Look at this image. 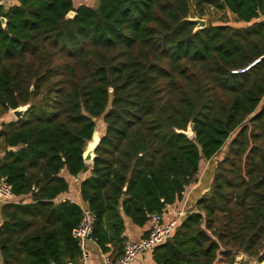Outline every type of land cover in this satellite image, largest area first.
Masks as SVG:
<instances>
[{
    "label": "trees",
    "instance_id": "16d2710c",
    "mask_svg": "<svg viewBox=\"0 0 264 264\" xmlns=\"http://www.w3.org/2000/svg\"><path fill=\"white\" fill-rule=\"evenodd\" d=\"M209 7L223 19L194 30ZM27 104L0 131V180L31 197L1 206V264L78 262L80 207L56 198L100 117L79 191L102 252L119 257L124 217L142 227L180 201L226 146L152 259L264 264V0L0 1V116Z\"/></svg>",
    "mask_w": 264,
    "mask_h": 264
},
{
    "label": "built area",
    "instance_id": "2783aa9c",
    "mask_svg": "<svg viewBox=\"0 0 264 264\" xmlns=\"http://www.w3.org/2000/svg\"><path fill=\"white\" fill-rule=\"evenodd\" d=\"M3 2H8L9 0H0ZM245 67L244 69H247ZM240 70H233L236 73ZM14 194L11 191V187L4 181L0 180V201L13 202ZM81 210V220L79 224L73 228L72 234L78 240V246L80 250V257L78 264H88L89 251L87 249V241L91 239L90 235L93 230V225L95 222V216L87 205L80 206ZM184 209H178L176 215L169 220L163 219L162 213H154L150 217V227L148 233L145 237L137 240H127L124 243V248L122 254L115 260L105 259L104 264H130L139 255L152 251L156 246L163 243L168 239L172 233L175 231L178 225L179 219L185 214Z\"/></svg>",
    "mask_w": 264,
    "mask_h": 264
},
{
    "label": "crops",
    "instance_id": "0c3cea01",
    "mask_svg": "<svg viewBox=\"0 0 264 264\" xmlns=\"http://www.w3.org/2000/svg\"><path fill=\"white\" fill-rule=\"evenodd\" d=\"M0 154H2V152H0ZM211 172H212V168H211ZM88 175L89 172H84L81 173L79 177H77V176H71L66 172H64L63 176L66 178L69 184V188L66 192L60 194L56 198V201L69 200L71 202L77 203L80 206L86 205L80 197L79 186L81 180L87 177ZM205 188L206 187H203L202 181L200 179H198L196 183L187 187L185 189V192L183 193V198L180 201H176L172 205L167 206V208L162 212L163 219L164 220L171 219L173 216L176 215L178 209L186 210L187 208H189L192 204H194L195 200L202 195ZM12 200L13 202H19V201L30 202L31 197L30 194L21 195L18 197L14 196ZM3 203H4L3 201H0V209ZM0 220H1V215H0ZM124 225H125V230L123 234L126 236V239L137 240L147 235L150 227V221H148L144 226L140 227L133 224L128 217H124ZM86 245L89 251L88 264H104L105 259L113 260L110 257V252H106V253L102 252L100 247L97 245V243L94 240L89 239ZM0 262H1V258H0ZM78 263L79 260L76 264ZM130 264H155V262L152 259V251L139 255Z\"/></svg>",
    "mask_w": 264,
    "mask_h": 264
},
{
    "label": "rangeland",
    "instance_id": "374dc122",
    "mask_svg": "<svg viewBox=\"0 0 264 264\" xmlns=\"http://www.w3.org/2000/svg\"><path fill=\"white\" fill-rule=\"evenodd\" d=\"M12 1L13 0H9V2H12ZM96 3H97V0H74L75 6H78L79 4H87L90 6H94L96 5ZM223 17L224 16L221 14V12H218L217 10L209 7L205 9V15L202 17V19H204L206 22L209 21L212 23H219V21H221ZM228 20L230 21L231 24L239 25V23L233 22V20H231V17H229ZM39 101L40 100L37 99L34 102L33 108L36 110H39L38 109ZM42 111L45 112V110H42ZM14 120H16V117L13 114L12 110L8 111L6 114L1 115L0 116V131L5 130V128H8L7 127L8 123H13ZM2 123H5V124L2 126ZM96 130L98 131L99 136H101L105 130V123L103 122L101 117L96 119ZM1 143H2V140L0 138V148H1ZM225 150H226V146H224L222 150L219 151L218 154L212 160L201 161L200 169L198 172V179L202 181L203 187L209 186L210 179H211V168L214 165V161H216L220 156H222ZM216 264H225V263L218 261ZM230 264H261V263H256L253 259L239 252L234 255V260Z\"/></svg>",
    "mask_w": 264,
    "mask_h": 264
},
{
    "label": "water",
    "instance_id": "95a60500",
    "mask_svg": "<svg viewBox=\"0 0 264 264\" xmlns=\"http://www.w3.org/2000/svg\"><path fill=\"white\" fill-rule=\"evenodd\" d=\"M74 15V11H69L68 14H67V17H72ZM189 20L191 21H194L196 23V26L194 28V30H197V29H200V28H204L207 24V22L200 18V17H197V16H194V17H189L188 18ZM1 21L2 23L4 24L5 23V19L4 18H1ZM29 106V104L27 105H24V106H19L15 109L12 110L13 114L15 115L16 119L20 118L23 114V112L27 109V107ZM180 132H183L186 136L188 137H192L194 135L192 129H191V123L188 124L187 126V129L186 130H179ZM97 132V130L95 129L93 134H92V138L94 136V134ZM91 138V140H92ZM89 140L87 142V146L83 152V160L85 162V165L83 166V168L81 169V171L79 173L76 174L77 177L80 176L81 173H84L86 172L88 169H89V164L93 162V159L95 157V148L96 146L98 145L99 141H100V136H99V139L98 141L94 144V145H89L90 141ZM9 150H13V148H9ZM1 264V262H0Z\"/></svg>",
    "mask_w": 264,
    "mask_h": 264
},
{
    "label": "bare ground",
    "instance_id": "6f19581e",
    "mask_svg": "<svg viewBox=\"0 0 264 264\" xmlns=\"http://www.w3.org/2000/svg\"><path fill=\"white\" fill-rule=\"evenodd\" d=\"M99 139V133L98 131L94 134L92 140L90 141L89 145H94Z\"/></svg>",
    "mask_w": 264,
    "mask_h": 264
}]
</instances>
